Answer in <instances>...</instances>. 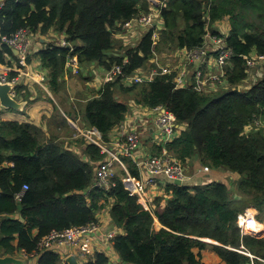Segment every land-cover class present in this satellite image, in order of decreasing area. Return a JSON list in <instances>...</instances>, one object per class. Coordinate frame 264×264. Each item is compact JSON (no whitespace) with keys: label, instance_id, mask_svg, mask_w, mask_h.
<instances>
[{"label":"trees","instance_id":"16d2710c","mask_svg":"<svg viewBox=\"0 0 264 264\" xmlns=\"http://www.w3.org/2000/svg\"><path fill=\"white\" fill-rule=\"evenodd\" d=\"M148 2L6 0L0 8V39L22 27L34 33L55 28L74 44L81 63L100 62L110 67L115 61L122 62V57H107L114 46L115 28L148 13ZM160 10L162 28L158 34L167 47L192 49L203 43L208 31L223 35L232 51L226 81L205 92L194 85L178 88L174 74L159 73L152 81L130 86L118 78L107 82L86 103V123L108 139L130 110L125 95L150 108L164 105L183 127L165 145L160 142V147L155 146L151 155H161L165 147L169 155L187 165L199 154L205 165L237 178L240 175L239 181L216 179L179 185L165 178L161 183L165 193L151 199L150 208H146L139 195L117 177L119 168L110 187L96 186L93 163L59 143H42L31 123L4 121L0 123L2 255L22 251L28 259L37 257L38 264H62L60 253L52 248L38 249L40 240L54 230L97 222V213L109 206L111 229L125 232L113 238L123 263L201 264L194 248L203 249L206 244L201 238H211L220 243L214 249L226 264H264V236L243 234L238 225V214L248 206L264 211V65L260 77L250 78L244 58L264 54V0H163ZM219 22H228L229 36ZM154 34L155 28H151L137 47L128 49L126 74L144 67L153 49H159L156 46L161 41L154 40ZM5 53L14 56L10 47L0 45L2 63L6 62ZM37 54L51 69V85L57 90L69 48L51 44ZM256 70L254 67L252 72ZM258 119L263 125L255 123ZM85 154L93 161L104 157L96 144H89ZM123 161L128 172L139 177L137 164L129 157ZM232 183L237 187L232 188ZM24 184L29 189L18 201L16 195ZM82 264L114 263L104 252L95 251Z\"/></svg>","mask_w":264,"mask_h":264},{"label":"crops","instance_id":"0c3cea01","mask_svg":"<svg viewBox=\"0 0 264 264\" xmlns=\"http://www.w3.org/2000/svg\"><path fill=\"white\" fill-rule=\"evenodd\" d=\"M0 1L5 2L6 0ZM155 1L157 8H160L163 0ZM225 24L226 28H223V31L226 36H229L230 26L228 25V22H225ZM146 32L147 29L145 27L135 22L131 28H120L118 34L113 33L114 46L108 50L107 57L115 58L126 55L128 49L137 47L141 43ZM59 39H63V33L61 35L60 32L55 30V28H52L45 33H34L32 31V47L25 64H21V57L18 56L17 51L12 50L14 56L5 53L6 62H0V72L6 73L8 76L13 74L18 77L17 85L13 88V95L14 98L23 105L21 109L16 110L4 107L0 104V123L4 121L31 123L37 128L39 139L42 143L61 144L64 148L78 153L82 159L89 161V163H93L95 170L100 161L108 158V153L102 152L101 147L97 145L101 149V153L104 155L103 158L98 161H93L85 154L88 145L94 144L84 134L85 131L90 129L85 120V106L90 99L94 98L101 92L107 82H110L108 75L112 66L108 67L107 64L100 62H93L89 65L82 63L79 75L73 73L66 75L64 67V74L61 75L60 86L57 90H54L51 85L52 71L48 66L43 64L42 58L37 54V51L47 45L58 44ZM165 50L169 51L170 55L167 59L172 62L177 59V56L180 55L182 51L181 48H175L174 46ZM107 61L110 63L109 59H107ZM143 66V70L149 72L155 65L152 59L149 58ZM124 84L127 86L131 85L129 82H125ZM124 97L126 100L128 99L130 101V110L128 113L131 114L128 115V117L126 115L124 120L134 122L138 125L140 146L135 154L137 161L143 162L153 154V148L155 146L160 147L161 139L165 142V136L154 125L153 121L155 115L151 108L146 105L136 104L132 99H129L130 96L125 95ZM77 103H79V109L74 107ZM145 120L147 122L150 121L151 123V125L149 124V129ZM72 123L75 126V130L72 128ZM121 137H123V129L117 125L109 133L108 139L103 137L105 140L103 141L107 146H112L114 145V142ZM132 160L136 163L134 159ZM123 163L126 169L119 163L115 164V169L122 168L123 171H120L117 177L122 178L127 174L126 170L128 171V169L126 163L124 161ZM204 165L205 164L201 162V156L196 154L190 161H188L187 167L190 168L189 171L191 172L192 169H200ZM225 173L226 171L218 169L215 170V173H202V175L198 176L197 174H193L192 178L193 180L205 179L212 181L216 180L214 178L215 175H217V178H220L223 177ZM221 174L224 175L222 176ZM239 176L238 179H240ZM150 178L151 174L145 169L139 170V179L144 183L149 181ZM162 178L164 181L158 182L157 185H146L145 194L148 198L152 199L155 196H161L165 193V185L161 186V183H165L166 177L164 176ZM96 181L97 178L95 175L94 184ZM97 219L100 222L101 231L98 232L93 239L94 250L90 255H93L95 251H102L109 256L112 263L126 264L123 263L120 255L116 252L113 246V239L108 236L109 231L113 229L116 230V235L125 233L122 228L111 229L110 224L112 223V220L109 206H106L101 212L97 213ZM1 220L2 219H0V222ZM36 233L37 231H35V234ZM201 240L206 244L205 247L203 249L200 247L194 248V252L200 259L201 264H226L214 249L215 245H220L218 241L211 238H201ZM52 249L60 253L63 259L62 264H67L65 259L71 254L76 255L81 264L87 260L88 256H90L82 252L79 245H76L75 247L54 245ZM81 253L82 255H80ZM15 256L26 258L28 264H38L37 257L28 259L24 256L22 251Z\"/></svg>","mask_w":264,"mask_h":264},{"label":"built area","instance_id":"2783aa9c","mask_svg":"<svg viewBox=\"0 0 264 264\" xmlns=\"http://www.w3.org/2000/svg\"><path fill=\"white\" fill-rule=\"evenodd\" d=\"M4 3V1H0V8ZM134 22L145 27L147 31L151 28H155L154 40L158 41L160 39L158 31L162 28V17L161 10L157 8V6L151 8L148 13H142L130 22H121L117 25L113 33L118 34L119 29L122 27L131 28ZM210 32L211 31L206 32L204 41L200 46L192 49H181V54L177 56L174 62L167 59L170 55L168 50L159 51L160 49L154 48L150 58L155 66L149 72H145L143 68H138L134 72L126 74L124 72V66L130 62V58L127 54L123 55L122 62L115 61L112 63L108 79L109 81H115L118 78H122L123 83L129 82L133 85L152 81L159 73L168 75L174 74V82L178 88L194 85L198 90H203L205 92L216 90L221 87V83L226 81V67L232 65V51L226 45L223 35H212L213 33L211 32V34ZM31 33L32 30L30 28L22 27L12 33V35H3L0 39V45H7L11 50L17 51L18 56L21 57V64H25L32 47ZM57 45L69 48V55L65 64V74L69 75L73 73L79 75L82 63L77 58V55L74 54V44L67 40L65 34ZM166 49H169V47H166ZM244 58L247 61L250 78L253 77V79H257L260 77L263 71L261 67L264 65V54L252 53L245 55ZM254 67H257L258 70L252 72ZM17 82L18 77H10L6 73L0 72V84H11L15 87ZM151 109L155 115L153 121L154 125L165 136V142L162 139L160 140V142H162L161 146H163V144L165 145L167 141L173 139L177 135L178 130L181 128H178L180 123L177 122L175 115L164 105H158ZM128 115L131 114L128 113L127 117ZM124 119L118 124V126L123 129V137L117 139L112 146H107L104 143L105 140L103 135L97 128L90 127V129L84 133L92 143L101 147L102 152L108 153V158L100 161L95 169L97 178L95 182L96 186L104 188L110 187L111 179L115 175V164L119 163L126 169L123 163L125 157L134 159L140 170L145 169L151 174L150 180L144 183L139 177L133 176L126 170L127 174L122 177V180L126 187L133 193L141 194L145 192L147 184L157 185L158 182L164 181L162 178L163 176L170 180L179 178L188 180L192 178L186 166L182 164L179 159H175L173 156L169 155L165 147L162 148L161 155L154 154L143 162H138L135 154L140 146L138 125ZM148 122L145 120L149 129V124L151 125V123L150 121ZM211 170V167L204 166L200 169H196V174L209 173ZM27 189H29V185L24 184L22 191L16 195L18 201L22 199ZM150 204L149 202V206L146 208H150ZM260 224L261 222L257 219V214L252 208H246L238 214V225L243 234L255 236L264 235V231ZM114 230L115 229L110 230L108 233V236L112 239L116 236ZM100 231L99 221L85 226H74L65 230H54L40 240L38 249L42 251L50 249L54 245H65L68 247L79 245L82 252L90 255L94 250L93 239ZM242 251L252 259L254 258L253 254L245 250ZM23 254L25 257H28L26 253Z\"/></svg>","mask_w":264,"mask_h":264},{"label":"water","instance_id":"95a60500","mask_svg":"<svg viewBox=\"0 0 264 264\" xmlns=\"http://www.w3.org/2000/svg\"><path fill=\"white\" fill-rule=\"evenodd\" d=\"M13 88L14 86L11 84H0V103L4 107L19 110L22 108L23 104L14 98L12 94ZM171 181L179 185H182V184L191 185L193 183H204V182H207L208 180H205V179H198V180L174 179ZM65 262L67 264H81L78 258L76 257V255L74 254L67 256L65 259ZM0 264H28V260H26V258L18 257V256L11 255V254L2 255L0 253ZM247 264H252V263H247Z\"/></svg>","mask_w":264,"mask_h":264},{"label":"rangeland","instance_id":"374dc122","mask_svg":"<svg viewBox=\"0 0 264 264\" xmlns=\"http://www.w3.org/2000/svg\"><path fill=\"white\" fill-rule=\"evenodd\" d=\"M148 4H149V7H151V8H154L156 5H155V0L154 1H149L148 2ZM219 24H221L220 25V28H221V26L225 29L226 28V24L225 23H221V22H219ZM214 27H216V24L214 25ZM223 33H224V31H222ZM211 33V32H210ZM212 34V33H211ZM225 34V33H224ZM212 35H215V34H212ZM226 35V34H225ZM160 37V39H159V41H161V36H159ZM163 41V40H162ZM160 42L161 44L159 45V44H157V46L156 47H159V49L160 50H165L166 49V43L163 41V42ZM262 73V72H261ZM263 74V73H262ZM74 107L75 108H77V109H79L80 108V106H79V103H77L76 105H74ZM149 120V119H148ZM255 123H257V124H259L260 126L261 125H263V123L258 119V120H256V122ZM184 125H186V123H184ZM254 126V125H253ZM179 127H183L182 125H180V126H178V128ZM72 128L75 130V126H74V124L72 123ZM259 128V127H258ZM76 129H77V127H76ZM250 129H252V128H248V130H250ZM188 170H190V168H188ZM215 170H218V169H215V168H212V173H215ZM119 171H121V172H123L122 171V169L121 168H119ZM193 169H192V171L190 172V171H188V173L189 174H192L193 173ZM220 171V170H219ZM222 176L224 175V174H221ZM236 175H238V174H236ZM215 179H218V180H221V181H225V180H227L228 182H231L232 180L236 183L237 181H239L238 180V178L237 177H234V176H232L231 174H229L228 172H226L225 173V175L223 176V177H220V178H217V175H215V177H214ZM179 179H184V178H179ZM237 180V181H236ZM234 187H237L236 185L234 186L233 185V183H232V188H234ZM136 194H139V193H136ZM145 200V202H144V200ZM150 198H148V196L145 194V192H142L141 194H139V202L141 203V204H143L145 207H148L149 205V202H150ZM249 208H252L255 212H256V214H257V219L260 221V222H262L263 224H264V211H261L260 209H258L256 206H254V205H250V206H248ZM115 231V235H116V230H114ZM80 255H82V253L80 254Z\"/></svg>","mask_w":264,"mask_h":264},{"label":"clouds","instance_id":"9594fccd","mask_svg":"<svg viewBox=\"0 0 264 264\" xmlns=\"http://www.w3.org/2000/svg\"><path fill=\"white\" fill-rule=\"evenodd\" d=\"M122 57V56H121ZM11 77V76H10ZM185 165V164H184ZM186 166V168L188 169V167H187V165H185ZM204 166H209V165H204ZM204 166H202V167H204ZM209 167H211V169L213 168L212 166H209ZM196 169H198V168H195L194 169V171H193V173L192 174H190L191 175V177H193V174H196ZM189 171V170H188ZM212 171V170H211ZM211 171L209 172V173H211ZM198 175H202V173H200V174H197V176ZM193 178H190V179H188V180H192ZM170 180V179H169Z\"/></svg>","mask_w":264,"mask_h":264},{"label":"bare ground","instance_id":"6f19581e","mask_svg":"<svg viewBox=\"0 0 264 264\" xmlns=\"http://www.w3.org/2000/svg\"><path fill=\"white\" fill-rule=\"evenodd\" d=\"M260 226H261V228H262V229H263V231H264V225L261 223V224H260Z\"/></svg>","mask_w":264,"mask_h":264}]
</instances>
